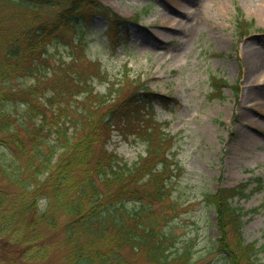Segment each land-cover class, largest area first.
Listing matches in <instances>:
<instances>
[{"label": "trees", "instance_id": "16d2710c", "mask_svg": "<svg viewBox=\"0 0 264 264\" xmlns=\"http://www.w3.org/2000/svg\"><path fill=\"white\" fill-rule=\"evenodd\" d=\"M89 12L109 21L115 48L124 43L118 27L130 20L100 0H0V264H29L53 248L62 264H129L125 249L144 252L151 264H195L190 246L170 251L173 236L152 211V202L166 199L167 177L180 170L167 153L170 136L149 111L171 98L128 72L98 92L94 78H107L101 63L86 64L73 50L70 62L51 63L49 46L68 33V44L86 57ZM254 26L238 7L237 38ZM214 84L218 91L228 85L223 78ZM135 124L147 152L130 165L107 144L116 128ZM245 187L205 194L224 264H257L259 248L245 240L244 212L233 205Z\"/></svg>", "mask_w": 264, "mask_h": 264}, {"label": "rangeland", "instance_id": "374dc122", "mask_svg": "<svg viewBox=\"0 0 264 264\" xmlns=\"http://www.w3.org/2000/svg\"><path fill=\"white\" fill-rule=\"evenodd\" d=\"M100 1L124 18L139 17L137 22L119 24L124 43L115 48L118 43L110 41L109 21L89 12L86 57L68 44L72 37L68 33L63 42L49 46L52 65L70 62L73 50L86 64L101 63L107 78H94L98 92L107 93L128 72L141 75L152 91L170 97L167 103L153 102L149 109L171 138L167 153L181 166L177 172L173 169L170 182L166 179V199L152 202L154 216L173 236L170 251L175 254L188 245L195 264H224L225 253L216 244L215 208L204 196L220 187L246 184V194L236 196L233 205L244 212L245 240L259 248L256 263L264 264V106L260 107L264 103V0ZM236 6L255 21L240 39L235 35ZM169 16L180 23L167 21ZM217 77L228 84L221 95L214 84ZM23 108L19 104L18 111ZM137 130V124L130 131L116 128L107 144L130 165L147 152V142ZM125 257L129 264H151L144 252L125 249ZM29 264H62L60 252L53 248L48 257Z\"/></svg>", "mask_w": 264, "mask_h": 264}, {"label": "bare ground", "instance_id": "6f19581e", "mask_svg": "<svg viewBox=\"0 0 264 264\" xmlns=\"http://www.w3.org/2000/svg\"><path fill=\"white\" fill-rule=\"evenodd\" d=\"M179 6H182L183 7V5L181 3H178V7ZM176 11H177V9H176ZM167 21H176V23H180V20L179 19H176L175 17H172V16H169L168 19H167ZM262 106H264V103H262L260 105V107H262Z\"/></svg>", "mask_w": 264, "mask_h": 264}]
</instances>
